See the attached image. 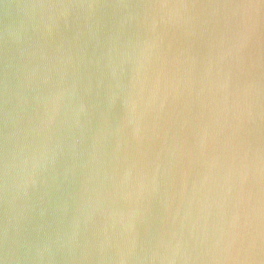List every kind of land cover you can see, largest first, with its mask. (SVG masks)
<instances>
[{"label":"clouds","instance_id":"clouds-1","mask_svg":"<svg viewBox=\"0 0 264 264\" xmlns=\"http://www.w3.org/2000/svg\"><path fill=\"white\" fill-rule=\"evenodd\" d=\"M5 50L0 264H264V0H0Z\"/></svg>","mask_w":264,"mask_h":264},{"label":"water","instance_id":"water-1","mask_svg":"<svg viewBox=\"0 0 264 264\" xmlns=\"http://www.w3.org/2000/svg\"><path fill=\"white\" fill-rule=\"evenodd\" d=\"M3 20H4V22H5V23H7V17H3ZM0 55H2V56H4V57H6V55H7V52H6V50H5V52H3V53H0Z\"/></svg>","mask_w":264,"mask_h":264}]
</instances>
